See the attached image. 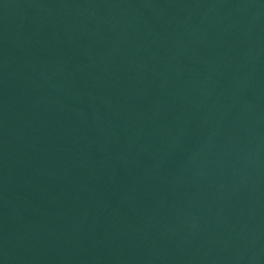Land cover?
Wrapping results in <instances>:
<instances>
[{"label": "water", "instance_id": "obj_1", "mask_svg": "<svg viewBox=\"0 0 264 264\" xmlns=\"http://www.w3.org/2000/svg\"><path fill=\"white\" fill-rule=\"evenodd\" d=\"M0 264H264V0H0Z\"/></svg>", "mask_w": 264, "mask_h": 264}]
</instances>
